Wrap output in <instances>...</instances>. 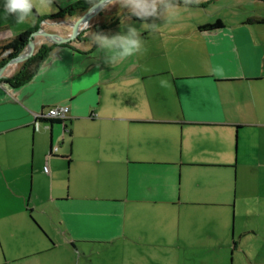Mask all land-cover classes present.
Masks as SVG:
<instances>
[{
  "label": "crops",
  "instance_id": "0c3cea01",
  "mask_svg": "<svg viewBox=\"0 0 264 264\" xmlns=\"http://www.w3.org/2000/svg\"><path fill=\"white\" fill-rule=\"evenodd\" d=\"M47 2L60 10L78 1ZM209 2L175 8L196 15ZM32 3L29 18L0 26L13 29L0 34V48L46 21ZM238 10L184 27L206 41L194 62L145 51L148 64H109L87 40L53 46L21 87L0 83V264H56L144 238L158 228L151 213L175 229L182 206L220 208L234 249L251 236L254 250L264 245V15ZM121 14L101 33L169 13L146 23ZM51 43L37 38L36 49ZM22 67L9 65L3 77ZM60 105L68 119H44L37 130L36 116Z\"/></svg>",
  "mask_w": 264,
  "mask_h": 264
},
{
  "label": "rangeland",
  "instance_id": "374dc122",
  "mask_svg": "<svg viewBox=\"0 0 264 264\" xmlns=\"http://www.w3.org/2000/svg\"><path fill=\"white\" fill-rule=\"evenodd\" d=\"M32 1L42 15L52 16L59 13V9L49 4L47 0ZM106 1L93 14L90 21L80 29L79 35L72 40V43L78 45V37L93 41L94 32H102L114 26L120 19L121 13H127V10L121 7L120 0ZM176 1H188L194 3L193 6H201L206 1L213 2L208 3V5H211L209 8L197 10L199 12H195L196 15L179 8L166 12L170 15H162L163 13H161L162 16L149 21L145 26L146 28H141L140 25L132 22L119 24L109 36L125 31L126 26L130 24L141 29L142 38V32L148 31L146 34L148 37L143 38L141 50L137 54L121 61L128 60L130 65L142 66L143 64H148L150 60L148 56L144 57L143 53L145 51L147 53L160 51L167 56V59H170L171 55L170 60L172 62H194L196 58L191 54L200 55L204 53L207 47L205 40L194 39L185 35L184 27L193 26V19L198 18L202 21H208L215 16H227L230 13H236L237 16L234 18H238L241 14L238 9L242 7L247 9V11H244L248 13L260 12L264 15V8L256 4L246 3L243 5L241 2L239 4L235 2L255 0H171V3L179 5L180 3H175ZM2 8L3 4L2 0H0V11L3 10ZM90 9L91 7L84 12H78L74 16H66L63 19L54 20L55 22L53 23H51L52 19H48L50 20L49 23H44L40 26H42L43 31L50 33L64 28L63 32L58 35L63 38L69 37L72 34V23L80 19ZM165 16L170 17L165 18L167 20H163ZM15 20L16 18L13 16H0V26L4 23H14ZM12 30V28L1 30L0 34L7 35ZM37 38L45 39L46 37L39 35ZM36 50L35 47V52ZM174 53L178 54V56L173 58ZM219 209L216 207L182 206L180 214L178 212L174 214L177 229H171L172 226L168 215L161 216L158 213H151L150 215H154L152 219L158 228L148 230V236L140 239L131 238L132 240L129 239L125 243L123 241L112 245L96 246V252L77 255L75 259L61 260L60 263L56 264H264V245H258L256 247L257 251L254 250L253 236H251L252 241L250 239L240 241L238 229L235 231V239L238 242L240 241V245L234 249L230 238L231 231L222 230V224L219 221L222 211ZM240 222L241 220H238V225ZM98 251L100 252L98 253ZM232 252L234 253L233 262ZM55 262L57 261L55 260Z\"/></svg>",
  "mask_w": 264,
  "mask_h": 264
},
{
  "label": "clouds",
  "instance_id": "9594fccd",
  "mask_svg": "<svg viewBox=\"0 0 264 264\" xmlns=\"http://www.w3.org/2000/svg\"><path fill=\"white\" fill-rule=\"evenodd\" d=\"M2 4L3 10L0 11V16L14 14L18 23L33 14L32 0H2ZM120 4L127 10L129 17H136L145 23L149 18L176 7L171 0H120ZM93 44L104 52L106 62L110 64L137 54L143 47V38L141 29L130 24L126 26L125 31L113 36L94 32Z\"/></svg>",
  "mask_w": 264,
  "mask_h": 264
},
{
  "label": "trees",
  "instance_id": "16d2710c",
  "mask_svg": "<svg viewBox=\"0 0 264 264\" xmlns=\"http://www.w3.org/2000/svg\"><path fill=\"white\" fill-rule=\"evenodd\" d=\"M99 1H101V0H81V1H78V2L68 6L66 8H60L59 13H57L56 15L45 17L44 20H47V19L59 20V19H63L66 16H74L78 12H81V11L84 12V11L88 10L90 7H92L94 4L98 3ZM175 3L192 5V6L194 5V3H191L188 1H176ZM222 25H223L222 22L220 20H218L214 23L201 26L200 28L201 29H216V28L221 27ZM38 29H39V27H35L31 30H28V31L20 34L14 40H12L9 43L2 46L0 48L1 51L11 50L10 56L8 57L6 62H4L2 64H6L11 59L21 55L24 52L26 46L28 45L31 35L35 31H37ZM77 40L79 41V43L87 41V40L83 39L82 37H78ZM55 45H56L55 43H51V44H43L42 46H40L39 49L35 52V54L33 56H31L26 62L23 63V67H22L21 71L18 72V74H16L12 78L2 77L0 79V83H7V84H9L15 88L21 87L24 84L28 83L31 80V78L38 72V70H40L42 64L47 60L50 52L52 51L53 46H55ZM62 45L63 46H71V43H63ZM42 120H44V119H35V123L37 121L39 123H41ZM52 121L64 123L66 120L63 121V120H58V119H52ZM35 127H36V125H35ZM53 155L54 154H52V156Z\"/></svg>",
  "mask_w": 264,
  "mask_h": 264
},
{
  "label": "water",
  "instance_id": "95a60500",
  "mask_svg": "<svg viewBox=\"0 0 264 264\" xmlns=\"http://www.w3.org/2000/svg\"><path fill=\"white\" fill-rule=\"evenodd\" d=\"M105 2H107L106 0H101L98 3L94 4L91 9L89 11H87L80 19L74 21L72 23V34L69 37L63 38L61 36H59L56 33H50V32H45L43 31L42 26H40V28L35 31L29 40L28 45L26 46L24 52L19 55L16 58L11 59L7 65L3 66L2 68H0V79L3 77L7 67L9 65H14L17 63H22L24 61H26L27 59H29L31 56H33L34 52H35V47H36V38L39 35H43L44 37H46L50 42L55 43L57 45L63 44V43H68L72 40H74L80 33V29H81V25L83 24V22L85 20L90 21V19L92 18L93 14L97 11V9H99ZM44 23H49L48 21H43L41 23V25H43ZM52 150L49 152V156H52Z\"/></svg>",
  "mask_w": 264,
  "mask_h": 264
},
{
  "label": "built area",
  "instance_id": "2783aa9c",
  "mask_svg": "<svg viewBox=\"0 0 264 264\" xmlns=\"http://www.w3.org/2000/svg\"><path fill=\"white\" fill-rule=\"evenodd\" d=\"M69 112H70V109L68 106H65V105L55 106V107L50 108V110L46 114L39 113L36 116V119H58V120L65 121L69 117ZM35 125L38 130L40 127V123L37 121ZM57 151H58V147H54L52 150V154L57 153ZM48 157H51V156L48 155ZM45 172L47 173L49 172L48 166L45 167Z\"/></svg>",
  "mask_w": 264,
  "mask_h": 264
},
{
  "label": "flooded vegetation",
  "instance_id": "af4514ba",
  "mask_svg": "<svg viewBox=\"0 0 264 264\" xmlns=\"http://www.w3.org/2000/svg\"><path fill=\"white\" fill-rule=\"evenodd\" d=\"M264 1V0H263ZM68 43H72V41H70V42H68ZM60 45H62V44H60ZM0 53H2V54H5L4 55V57L0 60V68H2L3 66H5V65H7V63L6 64H2V63H4V62H6V60L8 59V57L10 56V54H11V50H6V51H1L0 50ZM35 54V53H34ZM33 54V55H34ZM16 58V57H15ZM28 60V59H27ZM26 60V61H27ZM25 61V62H26Z\"/></svg>",
  "mask_w": 264,
  "mask_h": 264
},
{
  "label": "bare ground",
  "instance_id": "6f19581e",
  "mask_svg": "<svg viewBox=\"0 0 264 264\" xmlns=\"http://www.w3.org/2000/svg\"><path fill=\"white\" fill-rule=\"evenodd\" d=\"M87 22H88V20H85V21L83 22V24L81 25V28H82L85 24H87Z\"/></svg>",
  "mask_w": 264,
  "mask_h": 264
}]
</instances>
